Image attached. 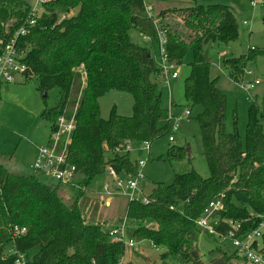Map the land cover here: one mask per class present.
Listing matches in <instances>:
<instances>
[{"label":"trees","instance_id":"1","mask_svg":"<svg viewBox=\"0 0 264 264\" xmlns=\"http://www.w3.org/2000/svg\"><path fill=\"white\" fill-rule=\"evenodd\" d=\"M42 8L28 33L18 40L21 62L27 67L26 79H33L44 96L57 89L56 105L41 112V118L50 121L49 137L58 117L67 120L74 114L68 162L76 169L74 183L83 188L65 185L75 194L66 202L59 195L63 184H47L32 170L16 173L0 163V264H15L19 254L26 264H117L123 257V243L112 242L107 230L86 221L80 199L107 166L118 173L137 169L129 152H115L121 143H151L170 130L162 93L152 79L161 76L160 69L148 48L132 42V29L151 42L156 41L157 29L162 31L167 58L175 65L191 51L184 96L190 115L193 106L201 108L195 119L209 176L201 177L195 170L176 174L167 185L157 183L146 195L147 203L129 201L125 215L137 224L133 228L127 224L129 235L137 242L147 240L163 247L162 264L168 257L203 264L196 253L201 232L196 220L209 202L220 199L223 203L214 214V228L222 236L231 228L228 220L239 224L236 236L255 229L264 213V104L251 103L244 140L236 129L228 132L225 94L217 86V78L210 77V63L203 54L209 42L227 43L237 38L234 9L194 0L174 12L175 19L189 28L182 32L162 17L173 13L162 10L155 14L144 0H50ZM30 11L23 0H0V53L6 41L27 24ZM62 14L64 18H60ZM257 53L251 46L239 57L225 58L228 78L243 81L245 65ZM112 89L131 93L130 116L114 109L108 118L100 116L98 98ZM187 155L184 146L172 145L168 150L170 160L180 161ZM148 223L156 227L145 225ZM12 226L26 231L13 236ZM216 252L222 264H249L235 248L231 253Z\"/></svg>","mask_w":264,"mask_h":264},{"label":"rangeland","instance_id":"2","mask_svg":"<svg viewBox=\"0 0 264 264\" xmlns=\"http://www.w3.org/2000/svg\"><path fill=\"white\" fill-rule=\"evenodd\" d=\"M29 7L36 5L38 11L42 9L40 3L36 0H23ZM202 5L224 4L232 7L237 15L238 36L235 40L221 43L209 42L203 54L210 63L209 73L211 78H217V86L224 92L226 98V115L225 128L228 132L237 130L244 140L245 127L248 119V112L251 103L256 100L260 104H264V0L262 3L252 6L249 0H198ZM145 4L152 7L153 12L161 13L167 10L171 14H162L165 20L176 29L185 32L189 28L183 27V21L175 19L174 12L181 8L194 4V0H144ZM77 10V9H76ZM76 10H74L76 12ZM166 13V12H165ZM168 18V19H167ZM132 42L139 46L146 47L150 50L155 63L159 62V49L156 42L146 39L138 31L132 29L129 31ZM254 47L257 54L253 60H249L245 65V78L243 81L234 82L227 76L224 67L225 58L239 57L246 53L249 47ZM192 61V53L187 50L182 57L179 65L175 66L173 71L177 72L175 79H169L167 82L163 77L153 76V80L157 83L162 93V107L165 109L166 115L171 109L174 116H182L184 111L189 109L184 96V79L190 71V62ZM81 72L82 84L84 83V71ZM24 75L17 74L13 82L0 84V152L7 155L15 151L27 156L24 160H28L29 149L24 143L45 145L48 142L50 134V121L41 118V112L44 109L53 107L58 102V92L54 88L49 90L46 96L37 90L33 79H26ZM258 80V84L253 81ZM251 83V87L247 90L242 89V84ZM4 88H15L8 93L2 92ZM78 103H76L77 106ZM133 99L131 93L109 90L98 98L99 113L102 118H108L111 110L122 116H130L132 110ZM76 111V110H75ZM201 111L200 106L192 107L191 115L188 119L179 121V130L172 133L173 141H168L169 132L150 143V155L142 149L138 150L133 146L129 152L132 161L147 159L142 168L143 179L139 183V191L136 195L146 196L152 189L161 183L167 185L172 182L176 174L195 170L201 177H208L209 171L202 155V142L198 121L195 115ZM38 114V115H37ZM264 124V120H262ZM40 139L42 141H40ZM5 141V143H3ZM189 147L190 156L180 161L170 160L168 150L170 146ZM36 156V155H35ZM35 159V158H34ZM34 161V160H33ZM28 162L20 165V172L29 173L31 168ZM254 164H258L256 161ZM6 167V166H5ZM7 168V167H6ZM47 184H56L51 178L45 175H39ZM105 183L112 184V179L106 173L97 175L89 184L88 189L84 192L80 199L82 211L86 214L88 223H97L105 231L115 224L125 220L130 224L131 228L136 223L129 222L126 217V207L129 202L127 195L123 191H115L106 194L103 191ZM59 190V195L66 202L75 196L67 186ZM60 187V188H61ZM153 224V223H152ZM151 223L145 224L152 226ZM153 226L156 227L155 224ZM264 232V227H262ZM264 234V233H262ZM137 242V241H136ZM138 249L136 251L126 247L123 258L130 261L131 264H162L161 255L165 253L163 247L151 245L147 240L137 242ZM196 253L203 264H211L218 258L217 249L231 253L234 247L226 238L218 237L201 229L200 235L196 243ZM164 264H189L168 257L164 260ZM227 264H233L229 262Z\"/></svg>","mask_w":264,"mask_h":264},{"label":"built area","instance_id":"3","mask_svg":"<svg viewBox=\"0 0 264 264\" xmlns=\"http://www.w3.org/2000/svg\"><path fill=\"white\" fill-rule=\"evenodd\" d=\"M50 0H36V3H43ZM252 6H256L259 0H249ZM43 8L38 11L36 5L31 8L30 16L26 25L21 26L13 36L6 41L2 47L0 53V83L13 82L17 74L24 75L27 71V67L21 62L23 51L18 48V40L21 36L28 33V27L35 23V16H38ZM62 14L60 18H64ZM159 49V62L156 64L160 69V74L166 82L169 79H175L177 72L175 69V63L170 62L165 52L166 37L162 31L157 29L156 41ZM83 77V75H82ZM254 84H258L259 81H253ZM251 83L242 84L240 87L247 90L251 87ZM190 111L187 109L182 116H174L169 110L166 115V120L170 121V130L168 141H173L172 133L179 130V121L181 119H188ZM74 114L66 120L65 117L60 116L56 119V129L50 135L49 144L41 145L37 147V152L34 161L30 165L31 170L34 173L45 175L51 178L53 181L60 184L71 185L74 188H83L74 183L75 166L68 162V146L71 143L72 131L75 128ZM133 146L137 149H142L147 153H150V142L145 141H133L125 140L118 147L115 148V152H130ZM147 159H140L137 161V169L133 173H118L112 166L105 168V173L111 177L112 184L105 183L103 185V191L106 194L114 193L115 191H123L129 201L141 200L143 203L148 202V198L143 195H136L139 191V183L143 179L142 168L145 165ZM223 208V203L220 199L209 202L208 206L203 212V215L196 220V224L200 229L206 230L208 233H212L218 237L226 238L230 241L231 245L237 250L249 264H264V241H262V227H264V213H262L259 225L241 236H236L239 230V224L228 220L227 223L231 226L226 235H221L214 225H216L215 213ZM86 217V215H85ZM225 222V220H224ZM13 236L23 234L26 229L24 227L12 226L10 228ZM110 234L112 242H120L133 251L138 249V243L129 235L127 229V223L124 221L115 224L113 227L107 229ZM15 264H26L24 256L19 254L15 261ZM117 264H125V259L121 257Z\"/></svg>","mask_w":264,"mask_h":264},{"label":"crops","instance_id":"4","mask_svg":"<svg viewBox=\"0 0 264 264\" xmlns=\"http://www.w3.org/2000/svg\"><path fill=\"white\" fill-rule=\"evenodd\" d=\"M199 2V1H198ZM151 7V6H150ZM158 12V11H157ZM155 12V14L157 13ZM1 89V88H0ZM12 89H15V88H4L2 89V92L4 93H8L10 92ZM170 111H171V114H173L172 112V106H170ZM38 115V114H37ZM183 120V119H181ZM40 141H42L40 139ZM5 143V141L3 142ZM20 144H18L16 147H15V151L10 153L9 155L3 153V152H0V163L1 165L3 164L4 166L7 167V169L9 171H12V172H16V173H22L20 172V165H24V162H28V166L30 168V165L32 164L34 158H35V155H36V152H37V147L39 146V144H29L28 142H26V144L24 143V146H27L28 149H29V154H31V157L28 159V160H24V158L27 156L26 154H21L17 151V147H19ZM140 150V149H138ZM150 154V153H149ZM142 181V180H141ZM86 215V214H85ZM264 233V232H262Z\"/></svg>","mask_w":264,"mask_h":264},{"label":"water","instance_id":"5","mask_svg":"<svg viewBox=\"0 0 264 264\" xmlns=\"http://www.w3.org/2000/svg\"><path fill=\"white\" fill-rule=\"evenodd\" d=\"M43 96L45 95V93L42 94ZM188 151V155L190 156V151H189V147H187L186 149ZM223 263V259L222 258H218L215 261H213L211 264H222Z\"/></svg>","mask_w":264,"mask_h":264}]
</instances>
